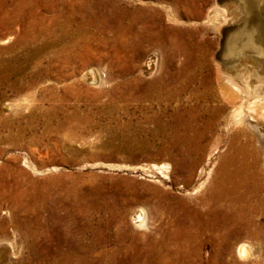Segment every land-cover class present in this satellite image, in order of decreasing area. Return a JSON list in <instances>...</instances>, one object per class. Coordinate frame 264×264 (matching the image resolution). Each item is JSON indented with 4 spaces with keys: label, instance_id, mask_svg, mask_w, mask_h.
<instances>
[{
    "label": "rangeland",
    "instance_id": "1",
    "mask_svg": "<svg viewBox=\"0 0 264 264\" xmlns=\"http://www.w3.org/2000/svg\"><path fill=\"white\" fill-rule=\"evenodd\" d=\"M213 1L0 0V264H264V215L214 197Z\"/></svg>",
    "mask_w": 264,
    "mask_h": 264
},
{
    "label": "bare ground",
    "instance_id": "2",
    "mask_svg": "<svg viewBox=\"0 0 264 264\" xmlns=\"http://www.w3.org/2000/svg\"><path fill=\"white\" fill-rule=\"evenodd\" d=\"M205 14L203 17L210 22L216 43L212 52L216 73L213 84L208 86L211 99L220 105V119L216 120L215 130L225 131L223 135L217 132V136L223 137L234 150V157L237 156L233 167L221 176L213 196L218 203L225 202L230 209L235 207L230 213L233 224L230 229H235L241 220L239 212L244 207L250 208L255 216L264 215V0H214L212 10ZM155 55L149 53L141 68L151 71L157 61ZM92 71L88 69L85 75L92 77ZM129 220L134 229L150 222L147 210L141 206L131 209ZM241 230L244 234L234 246L235 256L238 259L258 257V251L242 240L248 235L247 225L243 224ZM225 244L220 245L221 251L228 249Z\"/></svg>",
    "mask_w": 264,
    "mask_h": 264
}]
</instances>
